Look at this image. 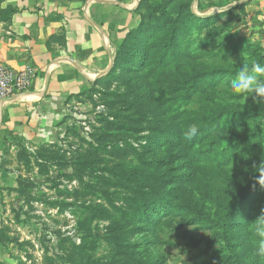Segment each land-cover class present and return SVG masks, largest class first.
<instances>
[{"label":"rangeland","instance_id":"rangeland-1","mask_svg":"<svg viewBox=\"0 0 264 264\" xmlns=\"http://www.w3.org/2000/svg\"><path fill=\"white\" fill-rule=\"evenodd\" d=\"M240 1L112 0L129 27L110 72L0 152V264H264V105L221 88L264 64L255 4L217 17Z\"/></svg>","mask_w":264,"mask_h":264},{"label":"crops","instance_id":"crops-1","mask_svg":"<svg viewBox=\"0 0 264 264\" xmlns=\"http://www.w3.org/2000/svg\"><path fill=\"white\" fill-rule=\"evenodd\" d=\"M247 2L264 33V8L254 14L262 0ZM121 7L112 0H0V65L34 70L27 91L0 101V152L21 138L51 135L68 98L110 72L115 43L129 27Z\"/></svg>","mask_w":264,"mask_h":264},{"label":"clouds","instance_id":"clouds-1","mask_svg":"<svg viewBox=\"0 0 264 264\" xmlns=\"http://www.w3.org/2000/svg\"><path fill=\"white\" fill-rule=\"evenodd\" d=\"M222 90L230 97H238L241 101H247L249 97L264 105V64L252 62L251 67L244 62L230 84L221 85ZM195 124L189 125L182 130V136L186 140H192L198 134ZM254 171L259 174L257 183L264 186V160L254 165ZM250 243L253 255L264 261V211L248 225Z\"/></svg>","mask_w":264,"mask_h":264},{"label":"built area","instance_id":"built-area-1","mask_svg":"<svg viewBox=\"0 0 264 264\" xmlns=\"http://www.w3.org/2000/svg\"><path fill=\"white\" fill-rule=\"evenodd\" d=\"M33 77L34 70L30 66L23 70H16L0 65V101H5L27 91Z\"/></svg>","mask_w":264,"mask_h":264},{"label":"trees","instance_id":"trees-1","mask_svg":"<svg viewBox=\"0 0 264 264\" xmlns=\"http://www.w3.org/2000/svg\"><path fill=\"white\" fill-rule=\"evenodd\" d=\"M246 4L243 5V7H245ZM238 8H241V6H235V7H232L228 12H223V13H220V15H217V17H227L229 16V14L235 12V10H237ZM191 19H195L196 21H199V24L202 25V26H205V25H208L210 23V21H214L215 17H211V18H199L197 15L193 14L191 15ZM153 31V27L152 26H148V27H140L137 29L136 32H138V35H141V36H144V37H147L148 35H150ZM181 33H183L182 30H180L179 34H178V37L181 35ZM152 35V34H151ZM136 58V57H135ZM261 59H258V61H255V62H259L261 63ZM234 72H232L233 74ZM248 195V194H247Z\"/></svg>","mask_w":264,"mask_h":264},{"label":"water","instance_id":"water-1","mask_svg":"<svg viewBox=\"0 0 264 264\" xmlns=\"http://www.w3.org/2000/svg\"><path fill=\"white\" fill-rule=\"evenodd\" d=\"M246 1H248V0H244V1H240V2H237V3H235V4H232V5H230V6H228L227 8H223L221 11H224V10H226V9H230V8H232V7H235V6H238L239 4H243V3H245Z\"/></svg>","mask_w":264,"mask_h":264}]
</instances>
